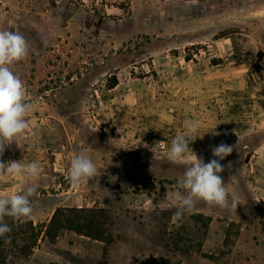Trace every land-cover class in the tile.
I'll list each match as a JSON object with an SVG mask.
<instances>
[{
	"label": "rangeland",
	"instance_id": "374dc122",
	"mask_svg": "<svg viewBox=\"0 0 264 264\" xmlns=\"http://www.w3.org/2000/svg\"><path fill=\"white\" fill-rule=\"evenodd\" d=\"M55 1L0 0V31L28 44L11 67L32 104L0 159L41 168L0 177L2 196L37 189L30 219L5 218L0 264H241V228L264 244V0ZM188 119L205 133L190 145L205 163L210 145H235L220 175L236 215L198 201L175 220L166 193L190 158L168 150ZM81 152L98 173L74 188Z\"/></svg>",
	"mask_w": 264,
	"mask_h": 264
},
{
	"label": "clouds",
	"instance_id": "9594fccd",
	"mask_svg": "<svg viewBox=\"0 0 264 264\" xmlns=\"http://www.w3.org/2000/svg\"><path fill=\"white\" fill-rule=\"evenodd\" d=\"M28 55V44L23 35L14 31H0V158L6 149L24 135L29 128L27 117L31 114L32 104L26 99V90L23 81L12 71V65L22 61ZM200 122L188 119L184 122V132L175 135L170 141L168 158L173 162L189 159L183 175L178 179L175 189L166 193L177 207L175 220H181L190 214L198 201H203L209 206H218L229 210L236 215L239 197L231 196L223 178L220 175L226 168L231 167L221 163L232 154L235 145L221 141L218 145H210L213 159L207 163L203 157H198L190 147L200 134ZM212 135H220L213 130ZM209 132V131H208ZM18 145V144H17ZM98 169L93 160L84 152L73 156L70 162L68 181L72 187L78 188L83 183L95 178ZM41 168L38 162L32 161L25 164L22 161H4L0 159V177L27 176L39 178ZM35 187H27L20 194L11 196L0 195V238L5 243H10L7 235L12 231L5 218H11L18 223L25 218L30 219L33 213L31 197L35 195Z\"/></svg>",
	"mask_w": 264,
	"mask_h": 264
},
{
	"label": "crops",
	"instance_id": "0c3cea01",
	"mask_svg": "<svg viewBox=\"0 0 264 264\" xmlns=\"http://www.w3.org/2000/svg\"><path fill=\"white\" fill-rule=\"evenodd\" d=\"M55 2L57 4L59 3L58 0ZM31 4L33 7V2H31ZM27 7H30V5L27 4ZM58 8H60V6ZM240 230H241V232H240V235H239L238 240H237L236 245H235V254L236 255H237V253L240 254L241 264H245V263L250 264V261H247L248 257L251 259V262H253V263L264 264V244H262V243L257 244V242L254 238L255 232L253 231V229L241 228ZM261 248H262L263 252H261V254H259L258 258H254L253 257L254 251L260 250ZM236 249H238V250H236Z\"/></svg>",
	"mask_w": 264,
	"mask_h": 264
},
{
	"label": "trees",
	"instance_id": "16d2710c",
	"mask_svg": "<svg viewBox=\"0 0 264 264\" xmlns=\"http://www.w3.org/2000/svg\"><path fill=\"white\" fill-rule=\"evenodd\" d=\"M100 23H102V20L100 19V21H99ZM99 26H100V24H98L96 27H97V30L96 31H98V29H99ZM226 34H221V35H217V39L218 38H222V37H224ZM115 85V84H114ZM62 211H68V210H66V209H59V210H57L56 212H55V214H54V216H53V218H52V221H51V224L52 223H54V221L56 220V218H57V216H58V213L59 212H62ZM85 211H87V210H85ZM80 212H82V211H80ZM96 238L95 239H98L99 238V236H95Z\"/></svg>",
	"mask_w": 264,
	"mask_h": 264
}]
</instances>
